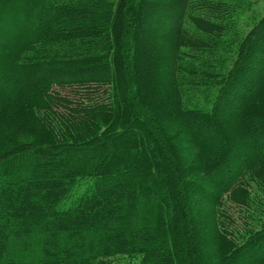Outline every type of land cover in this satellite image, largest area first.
I'll list each match as a JSON object with an SVG mask.
<instances>
[{
  "label": "trees",
  "instance_id": "1",
  "mask_svg": "<svg viewBox=\"0 0 264 264\" xmlns=\"http://www.w3.org/2000/svg\"><path fill=\"white\" fill-rule=\"evenodd\" d=\"M233 11L0 0V116L61 130L0 153V264H264V17L226 72L199 57Z\"/></svg>",
  "mask_w": 264,
  "mask_h": 264
},
{
  "label": "rangeland",
  "instance_id": "2",
  "mask_svg": "<svg viewBox=\"0 0 264 264\" xmlns=\"http://www.w3.org/2000/svg\"><path fill=\"white\" fill-rule=\"evenodd\" d=\"M229 3L233 7V12L228 23H230V31L224 33L220 37L215 46L204 51L199 55L204 63L209 64L212 70L226 72L234 53L237 48V43L257 22L261 17H264V0H222ZM210 70V69H209ZM217 86L210 87L209 85L199 86L193 92H188L185 98L186 104L200 108H207L216 94ZM38 114L32 103L19 102L11 104L6 111L0 116V153L12 145H17L23 142L39 141L45 136L59 135L60 129L42 131L36 134L17 135L12 125V121L19 118L21 115ZM187 157H193L196 152L185 148ZM199 179V177H192Z\"/></svg>",
  "mask_w": 264,
  "mask_h": 264
}]
</instances>
